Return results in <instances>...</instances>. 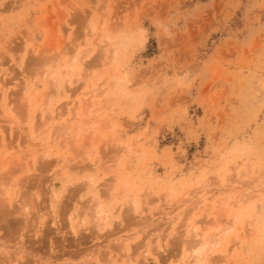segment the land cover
I'll list each match as a JSON object with an SVG mask.
<instances>
[{"label":"rangeland","instance_id":"374dc122","mask_svg":"<svg viewBox=\"0 0 264 264\" xmlns=\"http://www.w3.org/2000/svg\"><path fill=\"white\" fill-rule=\"evenodd\" d=\"M5 190L0 264H261L264 0H0Z\"/></svg>","mask_w":264,"mask_h":264},{"label":"bare ground","instance_id":"6f19581e","mask_svg":"<svg viewBox=\"0 0 264 264\" xmlns=\"http://www.w3.org/2000/svg\"><path fill=\"white\" fill-rule=\"evenodd\" d=\"M56 80H57V78L56 77H53V81H56ZM126 150H128V149H126ZM7 194L8 193H7L6 190L3 191V193H2V195L0 197V202L3 203L5 201ZM204 195L202 196V199L203 200L206 199V197ZM133 204L135 206L136 205V202H134ZM3 208H4V206L2 207V209ZM0 209H1V207H0ZM105 216H106L105 210L100 207V203H96L95 210H94L95 227H99L100 226V223L102 222V220L104 219ZM193 232H194L193 234L195 235V237L197 239L195 241H193L192 244H190V246H191V254L196 259H204V256H205L207 250H210V247H209L210 246V239H209V237L204 236L201 233L196 232L195 230H193ZM198 264H203V262H200L199 261Z\"/></svg>","mask_w":264,"mask_h":264},{"label":"snow or ice","instance_id":"6c2138e0","mask_svg":"<svg viewBox=\"0 0 264 264\" xmlns=\"http://www.w3.org/2000/svg\"><path fill=\"white\" fill-rule=\"evenodd\" d=\"M261 264H264V260L261 261Z\"/></svg>","mask_w":264,"mask_h":264}]
</instances>
